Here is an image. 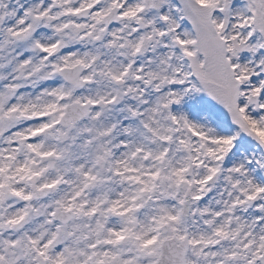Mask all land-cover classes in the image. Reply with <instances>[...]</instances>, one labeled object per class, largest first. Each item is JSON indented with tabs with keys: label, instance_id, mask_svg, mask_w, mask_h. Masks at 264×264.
<instances>
[{
	"label": "snow or ice",
	"instance_id": "obj_1",
	"mask_svg": "<svg viewBox=\"0 0 264 264\" xmlns=\"http://www.w3.org/2000/svg\"><path fill=\"white\" fill-rule=\"evenodd\" d=\"M0 264H264V0H0Z\"/></svg>",
	"mask_w": 264,
	"mask_h": 264
}]
</instances>
